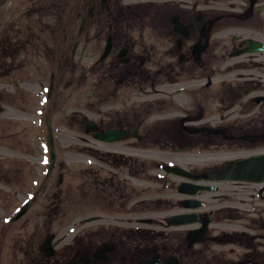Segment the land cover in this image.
<instances>
[{"label": "flooded vegetation", "instance_id": "1", "mask_svg": "<svg viewBox=\"0 0 264 264\" xmlns=\"http://www.w3.org/2000/svg\"><path fill=\"white\" fill-rule=\"evenodd\" d=\"M0 264H264V0H0Z\"/></svg>", "mask_w": 264, "mask_h": 264}, {"label": "water", "instance_id": "2", "mask_svg": "<svg viewBox=\"0 0 264 264\" xmlns=\"http://www.w3.org/2000/svg\"><path fill=\"white\" fill-rule=\"evenodd\" d=\"M25 211H26V206L20 211L19 216H21L22 214H24Z\"/></svg>", "mask_w": 264, "mask_h": 264}]
</instances>
